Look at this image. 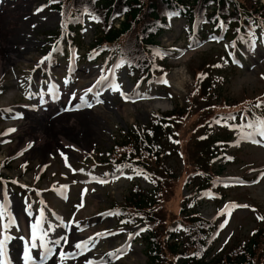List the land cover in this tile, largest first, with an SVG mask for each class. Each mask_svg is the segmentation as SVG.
<instances>
[{
    "label": "rangeland",
    "instance_id": "rangeland-1",
    "mask_svg": "<svg viewBox=\"0 0 264 264\" xmlns=\"http://www.w3.org/2000/svg\"><path fill=\"white\" fill-rule=\"evenodd\" d=\"M48 4L49 0H0V33L4 24H16L19 19L20 29H24L19 44L12 43L11 36L4 39L0 35V56L8 62L4 67L0 64V164L7 165L0 166V176L10 180V184H0V261L144 264L143 224L117 227L110 211L135 187L151 192L152 185L142 173L106 165L102 157L127 130L146 125L174 106L184 114L174 121L171 145L164 133L161 160L146 163L161 177L157 186L161 198L154 208L161 232L172 233L174 224L184 219L180 210L185 209V203H191L199 217L212 224L213 231L204 243V251L211 256L262 228L264 144L252 142L244 127L231 136L224 156L213 161L207 175L203 172L206 166L197 167L201 162L193 156L204 149L205 143L199 141L205 133L224 137L225 127H230L228 121L222 124L216 118L209 119L208 113L243 112L247 103L251 107L264 100L263 32L257 41L245 43L241 53H228L226 65L219 63L217 53L227 51L224 41L184 39V24L177 19L157 38L161 50H157L155 61L162 64L160 76L133 86L126 72L114 67L110 55L92 62L82 57L80 48H69V39L55 49L46 37L60 28L61 16ZM92 34L93 28L83 16L79 41L84 47ZM10 52L15 56L13 61ZM200 78L208 79L220 89L221 99L235 105L201 98L196 84ZM155 102L164 107H152ZM77 106L78 110L66 111ZM61 113L68 115L65 127L82 124L81 129L87 130L82 143L68 131L78 140L66 138L69 141L65 144L61 136L51 135L48 125L45 127L46 118L51 120ZM208 119L211 128L206 130L201 125H207ZM236 121L238 124L239 117ZM42 123L45 125L40 130ZM43 131L45 135L40 134ZM161 164L170 172L168 176L157 167ZM195 168L201 176H208L203 179L208 190L196 197L191 196L196 189L192 178ZM211 184H215L214 189L209 188Z\"/></svg>",
    "mask_w": 264,
    "mask_h": 264
},
{
    "label": "trees",
    "instance_id": "trees-1",
    "mask_svg": "<svg viewBox=\"0 0 264 264\" xmlns=\"http://www.w3.org/2000/svg\"><path fill=\"white\" fill-rule=\"evenodd\" d=\"M48 5L61 16V27L46 37L50 42L60 46L62 40L68 38L72 42L71 46L80 48L83 51L82 57L92 62L110 55L114 58L115 66L123 69L135 84L160 76L162 64L155 61L157 50H161L157 38L176 19L184 23V39L213 40L218 37L224 40L228 46L227 51L217 53L219 63L224 62L226 65L230 51L241 53L242 45L258 39L262 32L264 34V3L260 0H49ZM83 16L93 28L92 39L85 47L79 41ZM212 67L215 73L217 69ZM196 84L201 92L199 96H203L201 98L227 103V106L235 105L227 102V98L221 99L220 89L208 79H197ZM260 104L261 107L258 104L249 107L247 103V110L243 112L208 113L209 119L216 118L222 124L228 121L230 127H225L224 137H211L205 133L199 141L205 143L204 149L193 157L201 162L197 167L202 164L206 166L203 170L205 175L210 174L208 172L213 161L224 156V149L234 135L241 133L244 127L248 131L247 125L250 123L261 122V118H264V100ZM183 114L179 107L174 106L171 111L155 116L146 125L127 130L102 157L106 159V165L126 166L134 172L142 173L152 185L151 192L135 187L120 206L112 207L115 225L132 228L143 224L145 236L141 240L144 264H264V214L260 216L262 228L255 229L247 240L232 244L213 256L209 255V251H204V243L208 232L212 230V224L201 219L191 203H185V209L180 210L184 219L174 224L172 233L161 232L159 221L154 217V208L161 198L157 188L161 177L150 171L146 163L148 160H161L160 146L164 133L171 145L174 121ZM202 126L206 130L211 128L209 122ZM0 166L6 168V162ZM157 167L164 176L169 175L170 172L162 164ZM196 168L192 172L196 189L191 196L208 190L205 181L208 176H201ZM0 183L10 184V180L1 179L0 176ZM214 187L215 184L209 186L210 189Z\"/></svg>",
    "mask_w": 264,
    "mask_h": 264
},
{
    "label": "bare ground",
    "instance_id": "bare-ground-1",
    "mask_svg": "<svg viewBox=\"0 0 264 264\" xmlns=\"http://www.w3.org/2000/svg\"><path fill=\"white\" fill-rule=\"evenodd\" d=\"M28 20V19H27ZM31 21V20H30ZM22 23V21L19 19L18 20V22L16 23V24H11V25H8V24H4V27H3V29H2V31H1V33H0V35L4 38V39H6L7 38V36H11V42L12 43H21V42H23V40L20 38V33L24 30H21L20 29V26L22 25L21 24ZM25 25H27V24H25ZM31 25V24H30ZM24 26V25H23ZM28 26V25H27ZM25 27V26H24ZM4 42H7L6 40H4ZM3 47L4 48H8L7 47V45H3ZM69 48H71V46H69ZM10 55H11V58H10V61H13L14 60V55H13V53L12 52H10L9 53ZM0 64H1V66L2 67H4V66H6L7 64H8V62H6V61H3V59L1 58V56H0ZM59 96V95H58ZM56 97H57V95H56ZM164 107V106H162V103H160V102H155V103H153L152 104V107ZM45 107V106H44ZM47 108H52L51 106H47ZM47 108L46 109H44V110H47ZM54 111V110H53ZM53 114H54V112H53ZM76 116V115H75ZM45 118V117H44ZM68 118V115H66V114H62L61 113V115H59L58 117L56 116V117H54L53 119H51V120H49V119H47L46 118V120H44L45 121V123H46V125L44 124V123H42L41 124V127H40V130H43L42 129V127H44V125H45V127L48 125V127H49V129H50V132H51V135H53V136H56V135H59V136H61V138L65 141H69V140H67L66 138H73L74 140L76 139V141L78 140V138H75V137H73V134H70V133H68V131H73V133L75 134V135H77V136H79L80 138H81V140L80 141H77V142H80V143H82V138L85 136V134H86V132H87V130H82L81 129V127L83 126L82 124H81V126L79 127V126H73V125H70V126H64V121H66V119ZM73 120V119H72ZM79 128V130H77ZM88 129V128H87ZM89 131V130H88ZM40 134L41 135H45V131H43V132H40ZM64 142L65 144L67 143V142ZM51 142V141H50ZM70 147V146H69ZM83 261V260H82ZM15 262V261H14ZM85 262H86V260H85ZM73 263V262H72ZM75 263V262H74ZM13 264H15V263H13ZM78 264H82V263H78ZM85 264V263H84Z\"/></svg>",
    "mask_w": 264,
    "mask_h": 264
},
{
    "label": "snow or ice",
    "instance_id": "snow-or-ice-1",
    "mask_svg": "<svg viewBox=\"0 0 264 264\" xmlns=\"http://www.w3.org/2000/svg\"><path fill=\"white\" fill-rule=\"evenodd\" d=\"M161 83H167L166 80L161 79L160 81ZM89 92L92 91V89L88 90ZM81 102H85L83 97H80ZM102 101L100 100H96V103H101ZM259 106V105H258ZM88 107L91 108L92 104H88ZM74 110H78V106L77 108H73V109H66V111H74ZM229 119H235V117H229ZM247 128L249 129L248 132V136L252 138V142L254 143H261L264 144V121L261 122H253L247 125ZM11 131H15V129L11 130ZM260 137V140H256L255 137ZM56 243H59L58 241ZM36 245L33 244V247H35ZM41 247H45V245L41 244ZM77 249L80 248V245L77 244L75 246ZM3 255V241H0V256ZM61 256L65 255V253H60ZM0 264H3V261H0Z\"/></svg>",
    "mask_w": 264,
    "mask_h": 264
}]
</instances>
